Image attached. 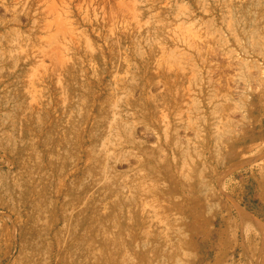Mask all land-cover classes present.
<instances>
[{"label": "rangeland", "instance_id": "374dc122", "mask_svg": "<svg viewBox=\"0 0 264 264\" xmlns=\"http://www.w3.org/2000/svg\"><path fill=\"white\" fill-rule=\"evenodd\" d=\"M259 2L0 0V264H264Z\"/></svg>", "mask_w": 264, "mask_h": 264}, {"label": "bare ground", "instance_id": "6f19581e", "mask_svg": "<svg viewBox=\"0 0 264 264\" xmlns=\"http://www.w3.org/2000/svg\"><path fill=\"white\" fill-rule=\"evenodd\" d=\"M232 1V0H231ZM229 3H230V1H228ZM65 5V4H64ZM125 5V4H124ZM223 5V4H222ZM230 5V4H229ZM224 7V6H223ZM262 7H263V4H261L260 2L258 3V13L259 12H262L261 13V15L260 16H262V15H264V9H262ZM73 8V7H72ZM118 9H119V7H118ZM6 10V9H5ZM74 10H76V8L74 9ZM221 10V9H220ZM255 10V9H254ZM242 13V12H241ZM196 14V13H195ZM243 14V13H242ZM13 15V14H12ZM221 16H222V11H221V14H220ZM220 15H219V17H220ZM224 15V14H223ZM258 15V16H259ZM208 16V18H210V20L214 17L213 16V13H211V14H208L207 15ZM246 16V15H245ZM260 16H259V19L256 21V24L253 26V29H252V31H251V33L253 32V34L254 35H256L257 36V45L259 46V47H264V19H261L260 18ZM29 18V17H28ZM257 18V17H256ZM236 19V18H235ZM239 19V18H238ZM237 19V20H238ZM218 20V19H217ZM230 20V19H229ZM247 20V19H246ZM226 21H228V20H226ZM251 21V20H250ZM255 21V20H254ZM221 22V21H220ZM231 22V21H230ZM238 22H239V20H238ZM242 23V22H241ZM236 25H237V23H236ZM246 26H247V24H246ZM240 28V27H239ZM247 28V27H246ZM61 29V28H60ZM230 29V28H229ZM246 30V29H245ZM237 31V30H236ZM242 31V30H241ZM243 32V31H242ZM239 35V34H238ZM234 36H235V34H234ZM237 38V37H236ZM236 38H235V40H236ZM239 40V39H238ZM46 41H48V40H46ZM51 41V40H50ZM56 41V40H55ZM242 42V41H241ZM52 43V42H51ZM239 43V42H238ZM261 70V69H260ZM260 73H261V71H260ZM58 75V74H57ZM113 78V76L111 77V79ZM130 84H131V82H130ZM109 87V86H108ZM111 87V86H110ZM124 89L125 88H123L122 90L124 91ZM115 91V90H114ZM104 92V91H103ZM116 92V91H115ZM112 94V93H111ZM122 94V93H121ZM120 94V95H121ZM128 94V96H129V93H127ZM126 94V95H127ZM119 95V97H122V96H120ZM95 96H97V94L95 95ZM130 96H131V94H130ZM127 97V96H126ZM95 99V98H94ZM93 99V100H94ZM92 100V101H93ZM120 100V99H119ZM118 100V101H119ZM103 103V102H102ZM101 106V105H100ZM114 107H115V105H114ZM116 108V107H115ZM130 110L128 109V112H129ZM112 113L114 114V110L112 111ZM116 115V114H115ZM114 115V116H115ZM119 117V116H118ZM97 118V117H96ZM134 118V117H133ZM100 119V118H99ZM131 119V118H130ZM113 121V120H112ZM129 121V120H128ZM124 124V123H123ZM124 130V129H123ZM130 131V130H129ZM115 133V132H114ZM106 134V133H105ZM100 138V137H99ZM105 138H106V136H105Z\"/></svg>", "mask_w": 264, "mask_h": 264}, {"label": "trees", "instance_id": "16d2710c", "mask_svg": "<svg viewBox=\"0 0 264 264\" xmlns=\"http://www.w3.org/2000/svg\"><path fill=\"white\" fill-rule=\"evenodd\" d=\"M253 194H254V188L253 187L248 188V193L246 195V201H248V203L250 204L248 208L251 211L255 210L259 205L258 200L256 198H253Z\"/></svg>", "mask_w": 264, "mask_h": 264}]
</instances>
